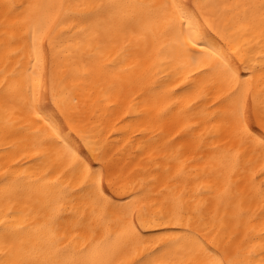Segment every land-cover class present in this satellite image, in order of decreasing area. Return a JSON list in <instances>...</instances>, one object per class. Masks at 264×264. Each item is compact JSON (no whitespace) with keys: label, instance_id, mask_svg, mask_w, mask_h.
Instances as JSON below:
<instances>
[{"label":"snow or ice","instance_id":"snow-or-ice-1","mask_svg":"<svg viewBox=\"0 0 264 264\" xmlns=\"http://www.w3.org/2000/svg\"><path fill=\"white\" fill-rule=\"evenodd\" d=\"M0 17V264H264V0Z\"/></svg>","mask_w":264,"mask_h":264},{"label":"bare ground","instance_id":"bare-ground-1","mask_svg":"<svg viewBox=\"0 0 264 264\" xmlns=\"http://www.w3.org/2000/svg\"><path fill=\"white\" fill-rule=\"evenodd\" d=\"M4 2L13 3L16 5H25L29 2V0H0V3ZM193 2H195V0H193ZM0 21H2V17H0Z\"/></svg>","mask_w":264,"mask_h":264}]
</instances>
